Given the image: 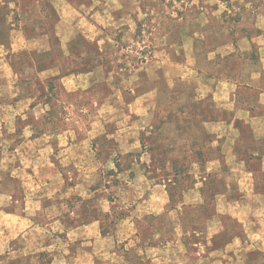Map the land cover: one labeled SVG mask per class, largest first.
I'll use <instances>...</instances> for the list:
<instances>
[{"label":"crops","instance_id":"crops-1","mask_svg":"<svg viewBox=\"0 0 264 264\" xmlns=\"http://www.w3.org/2000/svg\"><path fill=\"white\" fill-rule=\"evenodd\" d=\"M80 37L74 35L62 46L67 57L77 56L80 72L59 70L58 78L48 81L47 94L37 91L46 80L41 73L49 70L41 66V46L24 45L0 65V264H246L263 258L264 114L240 108L239 118L240 111L254 114L248 126H236L230 112L225 110L224 118L216 122L203 116L198 100H190L172 130L179 135L196 128L223 138L216 143L224 155L223 173L210 190L222 202L211 209L216 218L207 223L189 218L174 222L166 185L151 183L144 170L145 154L157 146L153 141L158 140L156 127L150 123L143 129L150 140L136 136L133 129L126 134L114 127L117 121L102 118L110 104L114 114L120 112L114 117L128 118L132 126L162 106L160 95L171 92L169 83L181 85L184 79L161 72L158 85L147 86L149 75L131 72L123 81L112 83L100 39L76 43ZM178 46L184 52V42L171 51L178 52ZM201 53L195 49L196 55ZM106 84L112 88L111 95L105 100L97 97L96 120L90 124L67 123L55 129L51 124L45 128L21 123L24 116L40 117L47 108L48 115L52 114L48 101L57 92L52 87L70 99L76 96V88L83 91ZM180 98L190 99L183 91ZM80 110L86 114L88 107ZM10 120L16 123L10 125ZM27 129L30 136L11 140L13 133ZM245 130L249 137L243 134ZM123 171L130 179L124 192L112 184ZM117 203L122 206L115 216ZM142 225L148 231L142 232ZM109 228L116 229L114 246L108 245Z\"/></svg>","mask_w":264,"mask_h":264},{"label":"rangeland","instance_id":"rangeland-1","mask_svg":"<svg viewBox=\"0 0 264 264\" xmlns=\"http://www.w3.org/2000/svg\"><path fill=\"white\" fill-rule=\"evenodd\" d=\"M238 19L241 21L236 22ZM232 31L235 35H230ZM78 34L81 37L76 43H95L100 39L112 83L123 81L131 72L149 75L147 86L158 85L161 72L169 78L184 79L181 85L169 83L171 92L160 95L162 106L132 126L128 118L116 119L114 116L120 112L114 114L110 104H106L109 108L102 119L117 121L114 127H121L126 134L133 129L136 136L141 134L148 139L143 129L149 128L150 123L156 127L158 140L153 141L157 146L145 154L144 170L151 183L166 185L172 220L179 223L192 218L203 224L215 219L216 211L211 209L222 201L210 196V190L223 173L224 155L221 146H216L223 138L203 134L196 128L174 135L172 128L176 119H182L190 100L201 103L206 119L218 122L224 118L225 110L230 112L236 126L249 125L254 112L246 110L257 109L264 114V0H0V65L24 45L41 46V66L49 70L41 73L46 80L39 83L37 91L47 94L48 81L54 82L59 70L80 72L77 56L67 57L62 48ZM181 41L184 52L180 53V46L178 52L171 51ZM196 48L202 51L200 55L195 54ZM179 59L181 63L174 62ZM52 88L57 91L54 99L48 101L52 114L48 115L47 108L40 117L26 115L21 119L23 127L37 123L59 129L67 123L90 124L96 115L97 97L105 100L112 92L107 84L83 91L79 87L74 90L76 96L68 99L62 90ZM182 91L190 99H181ZM129 100L127 97L126 102ZM82 107H88L86 114L81 113ZM240 108L245 111H240L239 118ZM159 121L164 124L159 125ZM15 123L16 120L9 121L10 125ZM243 134L250 136L246 130ZM19 135L26 138L31 132L27 129L13 133L11 140L20 139ZM214 159L220 162H211ZM126 165H121L124 171ZM124 171L112 183L123 192L130 187ZM192 189L196 191L187 196L186 192ZM120 206L121 203L114 206L115 216ZM106 230L108 245L114 246L116 229ZM116 249L120 250L118 246ZM248 264H264V260Z\"/></svg>","mask_w":264,"mask_h":264},{"label":"trees","instance_id":"trees-1","mask_svg":"<svg viewBox=\"0 0 264 264\" xmlns=\"http://www.w3.org/2000/svg\"><path fill=\"white\" fill-rule=\"evenodd\" d=\"M241 20L240 19H238V20H236V22H240ZM235 33V31H232V33L230 34V35H233ZM235 35V34H234ZM182 42V41H181ZM109 68H110V66H109ZM111 70V69H110ZM71 72H74V69H72L71 70ZM215 181H217V178H216V180ZM215 181H214V183H215ZM210 196H212V197H215L216 195H215V193L214 192H211L210 193ZM190 210V209H189ZM183 213H184V211H183ZM188 214H189V212H188ZM187 215V214H186ZM189 216V215H188ZM191 220H192V218H191ZM141 230H142V232L143 231H148V229L147 228H145L144 227V225H142L141 226ZM106 232H107V230H106ZM264 260V257L263 258H259V259H256V260H249V261H246V264H248V262H259L260 260Z\"/></svg>","mask_w":264,"mask_h":264}]
</instances>
